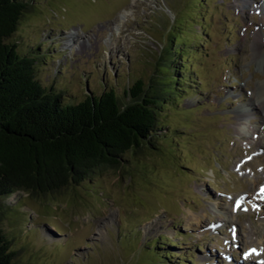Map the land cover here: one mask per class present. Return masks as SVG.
<instances>
[{
  "label": "rangeland",
  "instance_id": "374dc122",
  "mask_svg": "<svg viewBox=\"0 0 264 264\" xmlns=\"http://www.w3.org/2000/svg\"><path fill=\"white\" fill-rule=\"evenodd\" d=\"M34 1L11 40L39 54L43 84L64 101L158 78L171 35L189 43L183 56L192 75L165 108L160 151L131 157L132 175L108 171L48 197L20 191L0 198L10 208L2 224L13 237V264H154L170 241L169 263L240 264L246 247L253 264H264V253L252 251L264 248V42H257L264 0ZM259 86L261 103L249 107ZM237 199L231 224L224 220Z\"/></svg>",
  "mask_w": 264,
  "mask_h": 264
},
{
  "label": "trees",
  "instance_id": "16d2710c",
  "mask_svg": "<svg viewBox=\"0 0 264 264\" xmlns=\"http://www.w3.org/2000/svg\"><path fill=\"white\" fill-rule=\"evenodd\" d=\"M35 7L34 0H0V198L20 191L48 197L108 171L132 175L131 157L160 151L165 108L179 98L175 86L186 90L184 40L177 34L160 55L158 78L137 77L120 94L108 88L64 101L43 84L39 54L11 40ZM176 26L185 29L183 20ZM8 210L0 204V264H13L16 255L2 224ZM168 256L153 263L168 264Z\"/></svg>",
  "mask_w": 264,
  "mask_h": 264
},
{
  "label": "bare ground",
  "instance_id": "6f19581e",
  "mask_svg": "<svg viewBox=\"0 0 264 264\" xmlns=\"http://www.w3.org/2000/svg\"><path fill=\"white\" fill-rule=\"evenodd\" d=\"M126 15H127V9H123L121 12H120V18H119V22L118 23H115V25L119 28L120 27V25H122V22L124 21V19H125V17H126ZM76 30H74V31H72L71 33L72 34H70L69 36H68V38L70 39L69 40V43L71 44L70 46H72V47H75V42H73L74 41V36H77L78 34L75 32ZM262 92H263V87L262 86H259V87H257L256 88V90H255V93H254V95H260V94H262ZM252 104L251 105H255V104H259V103H261L260 101H259V99L258 98H255L252 102H251ZM240 111H242V112H244V109L243 110H240ZM237 212V209H236V207L234 206V207H231L230 208V210H229V213H230V215H229V217H230V219H233V217H234V215H235V213ZM227 216V215H226ZM226 219V218H225ZM198 221V220H197ZM196 221V222H197ZM187 225H191V222H187ZM247 241V240H246ZM264 240H262V244L264 243L263 242ZM248 242V241H247ZM252 247V246H251ZM248 249V248H247ZM256 249V248H255ZM247 253V252H246ZM264 253V252H263Z\"/></svg>",
  "mask_w": 264,
  "mask_h": 264
},
{
  "label": "snow or ice",
  "instance_id": "6c2138e0",
  "mask_svg": "<svg viewBox=\"0 0 264 264\" xmlns=\"http://www.w3.org/2000/svg\"><path fill=\"white\" fill-rule=\"evenodd\" d=\"M260 194H261L262 196H264V187H262V188L260 189ZM239 207H240V201H237V203H236V208L239 209ZM252 251L255 252V249H253Z\"/></svg>",
  "mask_w": 264,
  "mask_h": 264
}]
</instances>
